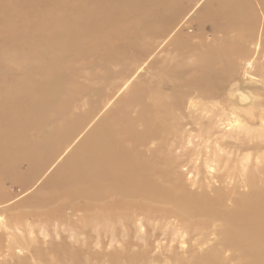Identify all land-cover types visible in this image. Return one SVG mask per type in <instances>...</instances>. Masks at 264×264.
<instances>
[{"label": "rangeland", "instance_id": "rangeland-1", "mask_svg": "<svg viewBox=\"0 0 264 264\" xmlns=\"http://www.w3.org/2000/svg\"><path fill=\"white\" fill-rule=\"evenodd\" d=\"M224 2L234 6L229 10L232 16H222L220 21H215V12L220 9L223 0H185L181 17L169 35L165 39L148 38L146 41L151 40V47L145 51L138 44L124 46L117 41L107 46L89 44L76 48L77 61L73 63L71 77L68 76L67 80L76 87V96L72 99L74 104L69 105L71 108L61 111L60 120L64 121L63 129L72 130L80 137L74 141L57 140L49 144L44 142L45 136L56 131L50 127L27 139L21 137L22 140L6 144L0 142V148H18L35 156L36 164L41 166L34 170L29 162H21L17 166L0 165V173L9 177L0 185V190L5 192L2 200L9 207L15 206L11 211L4 210L9 207L0 208V264L10 263L12 254L18 258L28 256L32 264L30 252L33 250L42 254L41 264H51L54 257H57L58 264H256L244 257L241 251L220 246L225 237L219 233L220 223L217 227H204L198 224L205 218H178L171 212L175 210L171 204H156L157 210L153 212L144 208L137 212L114 208L102 217L86 209L74 214L66 210L59 213L56 221H29L24 222L20 230L7 228L16 217L33 209L23 205L24 202L53 192L59 193V186L50 181L104 119L112 120L116 114H121L137 120L140 107L133 105L134 109L131 108L135 101H143L149 107L156 106L155 102H158L160 108L153 109L156 118L163 120L168 117L166 121L171 124L169 139L156 143L146 139L144 149L148 151L139 159H146L155 166L156 176L163 178L175 193L212 196L221 186L212 179V175L218 173L226 181L221 187L225 197L236 194L227 192L234 187L239 194L250 195L248 187L239 180L229 178L233 169L241 168V165L231 160L237 151L235 139L226 133L229 132V124L242 119L243 114L236 110L237 106L229 99L228 91L236 83L245 91L256 93L254 113L257 116L264 114V5L262 0ZM6 32L13 38V43L0 36V85L15 82L10 80L13 75H24L21 70L24 64L10 48L17 47L14 38L31 33L23 26L16 30L7 28ZM131 33L120 31L126 37ZM26 47L31 49V44ZM251 78L259 80L261 85L248 84ZM190 88L203 92L207 101L202 98L197 101L215 108L218 115L209 113L201 118L197 107L191 112L186 107L181 113L170 115L169 110L176 102H187ZM198 92L196 95L200 96ZM69 114L88 120L84 126L81 125L82 128L76 127L74 123L65 122L71 116ZM183 114H193L190 118L193 125L176 127L177 122L186 124ZM211 117L215 125H210L208 118ZM246 121L249 124L252 122L250 117H246ZM210 126L218 131V136L209 139L201 132ZM19 130L13 128L10 131L15 134ZM139 130L140 127L129 130L132 140L130 138L126 143L132 145L130 148L133 151L138 150L143 139ZM218 144L224 147L225 151L220 153L222 156H215L213 152ZM260 151L255 149L250 152L253 165L257 164ZM208 160L217 161L213 164L217 171L210 173L206 166ZM40 169L47 170L39 175ZM202 190L204 193H201ZM82 201L77 205L85 203ZM228 207L232 209V203H228ZM29 224L33 225V234ZM212 230L205 239L200 236V233ZM8 233L16 234L22 240H32V244L22 241L20 245H14L10 254L6 248L12 241L7 237ZM55 245L58 248L56 253L52 251ZM14 264H19L17 258Z\"/></svg>", "mask_w": 264, "mask_h": 264}, {"label": "bare ground", "instance_id": "bare-ground-1", "mask_svg": "<svg viewBox=\"0 0 264 264\" xmlns=\"http://www.w3.org/2000/svg\"><path fill=\"white\" fill-rule=\"evenodd\" d=\"M184 2L185 0H0V36L12 42L13 38L6 32L7 28L16 30L23 26L31 31L24 37L14 38L17 47L10 48L24 64L21 67L24 75H13L10 80L15 82L0 85V142L6 144L22 140L21 137L27 139L50 127L56 131L45 136L46 143L51 144L57 140L63 142L66 139L69 142L79 138L72 130L63 129L64 121L60 120L61 111H68L76 96V87L71 81H67L68 76L71 77L73 63L77 61L76 48L89 44L107 46L117 41L124 46L138 44L141 50H148L151 47V40L146 41L148 38L165 39L169 35L171 28L181 17ZM262 2L264 5V0ZM233 8V5L223 0L220 9L215 12V21H220L222 16H232L229 10ZM32 17H35L34 21ZM120 31L132 33L126 37ZM30 44L31 49H27L26 46ZM140 53L141 51L138 52ZM37 60L41 61L32 64ZM248 66L251 67V63ZM251 79V82L248 81L250 85L258 86L261 83L256 78ZM192 88L187 91V102H176L169 110L170 115L181 113L186 107L190 112L197 107V114L201 118L209 113L217 116L215 108L197 101L200 98L207 101L204 93L196 90L200 95L198 96ZM228 97L237 106L236 110L243 114L242 119L229 124L230 129L226 133L235 139L237 151L231 160L241 165V168L233 169V175L229 178L239 180L248 187L250 195L239 194L234 187L227 192L236 194L225 197L222 188L226 181L218 173L213 174L212 179L217 180L221 186L212 196L175 193L163 178L156 176L155 166L146 159H139V156H146L144 154L148 150L144 147L147 140L156 143L169 139L171 133L168 129L171 124L166 121L168 117L165 116L163 120L156 118L157 114L153 109L160 108L158 102H155L156 106L149 107L143 101H135L131 108L134 109L133 105L140 107L137 111L140 117L137 120L121 114H116L112 120L104 119L68 159L54 180L50 181L59 186V193L53 192L24 202L23 205L33 209L16 217L12 224L8 223L7 228L20 230L24 222L29 221H56L59 213L66 210L74 214L86 209L102 217L114 208L130 212L144 208L153 212L157 210L156 204H171L175 209L171 212L178 218H205L198 224L204 227H217L220 223L219 233L225 236L220 243L222 248H234L250 261L264 264V114L257 116L254 113L256 93L245 91L239 84L231 86ZM183 115L186 124L177 122L176 127L193 125L190 122L193 114ZM69 116L65 122L74 123L76 127L82 128L88 120L84 121L72 114ZM96 117L97 115L94 119ZM246 117L251 118V124L246 121ZM208 119L210 125H215L212 117ZM136 127L141 128L139 132L143 134V139L140 140L138 150L133 151L130 148L132 145L126 141L130 138L132 140L130 131ZM13 128L20 130L14 134L10 131ZM207 128L201 132L202 136L209 139L218 136V131L213 126ZM216 148L217 151L213 150L215 156H222L220 153L225 151L224 147L218 144ZM255 149L261 150V156H257V164L254 166L250 152ZM36 159L18 148H0V165L3 166L29 162L35 170L41 167L36 164ZM220 160L221 157L219 163ZM216 162H206L210 173L217 171L213 166ZM46 170L40 169L39 175ZM7 178L6 174L0 173V185ZM201 193H204L203 190ZM4 196L5 192L0 190V208L9 207L2 200ZM81 200L85 203L77 205ZM96 202L100 205H95ZM228 203H232V209H229ZM236 204L241 205L235 207ZM12 209L15 206L4 210ZM29 226L33 234V225ZM196 230L199 231V227ZM212 232L213 230L200 233V236L205 239ZM7 237L12 239H9L10 243L6 246L10 254L14 245H20L22 241L32 244V240H22L16 234L8 233ZM57 249L56 245L52 247L55 253ZM30 253L32 264L42 263L40 252L33 250ZM27 257L24 255L18 258L16 254H12V260L10 263L7 261V264H14L16 258L19 264H30ZM52 261L51 264H58L57 257Z\"/></svg>", "mask_w": 264, "mask_h": 264}]
</instances>
